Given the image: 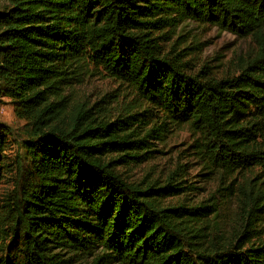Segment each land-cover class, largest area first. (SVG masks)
Returning a JSON list of instances; mask_svg holds the SVG:
<instances>
[{"label": "trees", "instance_id": "trees-1", "mask_svg": "<svg viewBox=\"0 0 264 264\" xmlns=\"http://www.w3.org/2000/svg\"><path fill=\"white\" fill-rule=\"evenodd\" d=\"M187 23L251 46L223 72ZM1 96L30 132L0 264H264V0H0ZM180 132L200 200L179 159L131 178Z\"/></svg>", "mask_w": 264, "mask_h": 264}, {"label": "rangeland", "instance_id": "rangeland-1", "mask_svg": "<svg viewBox=\"0 0 264 264\" xmlns=\"http://www.w3.org/2000/svg\"><path fill=\"white\" fill-rule=\"evenodd\" d=\"M183 33L190 34V36H197L203 52L202 60L212 62L214 66L221 65L223 67L221 71L223 72L229 67L230 61L239 54L245 53L251 46L248 40H240L229 33L220 32L217 28L194 23L185 24ZM116 88L117 85L114 81L107 78L102 73L95 72L81 87L77 88V94L81 99L94 103L101 100L104 96L112 97ZM0 126L7 129V132H4L6 135V146L3 154L9 166V172H6L0 183L1 205L13 195V192L17 190L18 186L24 184L27 178L25 169L26 164H22L20 171H18L19 164L17 162L21 160L23 155L21 144L23 141H28L30 132V129L25 123L16 117L11 101L3 96L0 97ZM189 144L190 137L186 132L172 135L167 138L165 142L153 148L159 151L155 159L137 168V170L131 174V178L140 181L150 171L161 174L164 170H167L176 159H179L180 163L189 165V182L200 189L198 191V199L205 198L211 186L204 184L203 186L202 183H198L200 180L198 178L200 170L196 163L191 159L190 162L182 160V157H186L183 152H185Z\"/></svg>", "mask_w": 264, "mask_h": 264}]
</instances>
